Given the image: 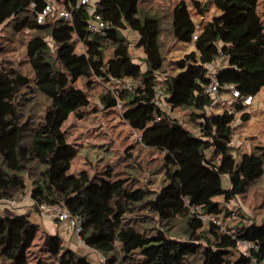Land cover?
I'll return each mask as SVG.
<instances>
[{
  "label": "trees",
  "instance_id": "obj_1",
  "mask_svg": "<svg viewBox=\"0 0 264 264\" xmlns=\"http://www.w3.org/2000/svg\"><path fill=\"white\" fill-rule=\"evenodd\" d=\"M47 1L0 0V29L11 25L17 33L31 32L25 54L34 75L0 63V200L29 195L36 210L63 204L83 218L82 239L105 256L106 264H255L253 259H263L264 218L247 222L238 209L242 220L235 229L225 221L236 213L227 204L240 201L263 179L264 147L240 154L233 145L234 123L237 114L242 123L250 121L246 106L239 103L232 111L222 108L210 115L213 99L205 94V66L220 60L221 84H236L242 95L254 98L264 88L261 0H211L215 13L198 33L185 0L174 6L169 28L158 14L142 13L143 0H95V12L110 24L107 36L89 31L84 8L73 10L72 21L59 17L57 6L70 10L76 0H54L45 23L39 24L37 16ZM192 6L201 17L209 9V3L202 6L198 0ZM127 30L139 36L133 48ZM164 35L193 42L196 50L167 63ZM133 50L145 64L144 73L133 61ZM110 78L132 80L135 86L109 88ZM80 80L105 90L100 96L105 108L121 104L142 146L164 154L163 161L173 165L166 186L147 190L111 165L101 174L71 171L79 154L64 126L72 115L82 119L90 106L88 92L76 86ZM158 86L167 95L173 121L152 105ZM182 110L191 111L184 118L187 125L178 117ZM187 203L220 216L226 229L204 223ZM243 240L257 245L252 257L240 252ZM0 264L89 262L59 234H41L28 215L7 212L0 216Z\"/></svg>",
  "mask_w": 264,
  "mask_h": 264
},
{
  "label": "rangeland",
  "instance_id": "obj_2",
  "mask_svg": "<svg viewBox=\"0 0 264 264\" xmlns=\"http://www.w3.org/2000/svg\"><path fill=\"white\" fill-rule=\"evenodd\" d=\"M180 1L143 0L141 10L143 14H158L163 19L165 28H169L173 8ZM185 1L192 9L198 33L207 25L215 13L211 0H198L202 6L209 3V9L204 17H201L193 8L192 0ZM260 10L264 15V0H261ZM30 37L31 32L27 29L19 33L11 25L0 29V63L6 64L8 68H16L33 78L32 69L25 54V46ZM162 41L167 63L172 60H180L186 54L196 50L193 42H175L172 38L165 35ZM137 50L139 51V49ZM77 51L79 53L84 51L82 45L78 46ZM107 55L109 56L110 52ZM141 68L142 73H144L146 68L144 63L141 64ZM86 83V80H80L76 86L88 92L90 106L82 111V119L72 115L64 126L70 142L77 147L79 154L73 162L71 171L78 172L82 169H87L92 175L101 174L107 165H111L114 166L115 172L120 174L121 177H129L130 182L136 180L135 183L138 186L147 190L158 191L166 186L174 171L173 165L163 161L164 154L162 155L155 150L142 146L140 133L132 129L123 118L122 105L114 108H105L100 101V96L105 90L100 86L87 87ZM190 112V110L178 112L181 124L185 123L184 118ZM245 112L250 114V121L242 123L240 114H237L234 123L237 128L234 131L235 139L233 142L239 147L238 152L240 154L245 151L250 152L256 146L264 147V88L255 98L254 105L246 107ZM192 130L199 133L197 129ZM238 152L235 153V156ZM135 165H139L142 168V173L137 170ZM224 183L225 185L228 184L226 177L224 178ZM28 187H31L30 182ZM235 201L236 203L232 202L233 204H231L229 209L236 210V213H234L230 221H226L227 224L231 225L230 228L235 229V225L242 220L236 215L238 214V209L241 211L240 213L247 216L245 217L247 222L251 219L260 223L262 217L264 218V177L256 184L251 185L246 195L240 198V201ZM28 215L32 221H37L35 209L30 211ZM41 234L45 233L41 231ZM37 240L40 244L42 243L39 241V235ZM63 240L67 244L68 240ZM75 251L83 255L80 245Z\"/></svg>",
  "mask_w": 264,
  "mask_h": 264
},
{
  "label": "built area",
  "instance_id": "obj_3",
  "mask_svg": "<svg viewBox=\"0 0 264 264\" xmlns=\"http://www.w3.org/2000/svg\"><path fill=\"white\" fill-rule=\"evenodd\" d=\"M53 1L54 0H48L44 10L38 14L37 22L39 24L43 25L47 16L53 10ZM94 5L95 0H76L75 6H73L70 10L64 9L60 6H57L56 10L59 17L67 21H72L74 12L73 10L84 8L89 14V31L94 34L107 36V31L110 29V24L106 22L100 14L95 12ZM27 30L29 29L27 28ZM106 40L109 42L110 38H106ZM133 61L137 65L142 64L140 59H133ZM222 67L223 65L221 60L219 62L208 63L205 66L209 78V83L205 87V94L213 99L212 105L208 108L209 114L215 115V113L212 114L213 108L215 106L225 107L228 110L230 109L229 111H232V107L239 103L246 107H252L255 102V98L253 96L242 95L236 84H221L219 82L218 73ZM97 80L100 81L101 79L97 78ZM108 85L109 87L111 86L112 88L121 91L132 90L135 86L132 80H121L117 78H110ZM152 105L155 109L160 110L161 113L166 115L170 120L173 121L176 119L171 105L167 102V95L161 86H158L156 89L155 96L152 100ZM119 106H121V104H119ZM159 119L160 117L157 120ZM22 201H31L32 205L35 206V202L30 198L29 195L24 196L22 200L19 201L3 199L0 200V216L5 215L7 212L15 213L16 209L20 206V204H22ZM187 205H189L191 214L201 219L204 223L212 222L221 226L222 230L226 229V225L223 223V220L220 216L207 213L202 206L190 205L188 203ZM37 211L40 216H50L54 218L60 227H63L64 235L68 236L67 240L73 238V240L77 242L78 246L80 245L82 247L83 256L87 257L89 264H106V258L102 253L87 246L84 243L82 239L84 220L81 216L72 214L63 204H55L50 206L42 205ZM239 249L243 255L252 257L251 253L253 250H257V245L253 242L243 240L239 242ZM253 261L255 264H264V257L261 260L253 259Z\"/></svg>",
  "mask_w": 264,
  "mask_h": 264
},
{
  "label": "crops",
  "instance_id": "obj_4",
  "mask_svg": "<svg viewBox=\"0 0 264 264\" xmlns=\"http://www.w3.org/2000/svg\"><path fill=\"white\" fill-rule=\"evenodd\" d=\"M136 32H133V31H130V30H127L125 31V34H127L131 40V48H133V46L137 43L138 39H139V36L138 34L136 35L135 34ZM196 36V35H195ZM135 41V42H134ZM83 47V45H82ZM84 48V47H83ZM134 54H133V59H137L139 60V53H137L135 50L132 51ZM82 53V52H81ZM142 61V60H141ZM222 62V61H221ZM141 63H144L143 61ZM216 107H220V110H216ZM222 108H225V107H222V106H215L213 108V112L212 114L219 112L222 110ZM248 108V107H247ZM207 112L209 113V110H207ZM191 130V129H190ZM192 132L195 134V135H199V133H196L192 130ZM235 145V144H233ZM237 146V145H235ZM31 189V187L29 188ZM27 196V195H25ZM24 197V196H23ZM22 197V198H23ZM31 198V196H30ZM22 200V199H21ZM19 201V200H18ZM232 202L236 203V201H231L230 203L227 204L228 208H230L231 204H233ZM33 209L36 210V208L32 205V202L31 201H25L23 202L22 204H20V206L16 209V214H19V215H28L30 213V211H32ZM231 211L233 212L234 210L231 209ZM29 216V215H28ZM234 216V213H232V216H229L226 221H230L231 217ZM36 217H37V221L35 222L37 225H39L40 227V230L42 232H45L46 234H49V235H57L59 234L63 239H67L68 236L67 235H64V231H63V227L56 222V220L50 216H40V214L38 213V211L36 210ZM225 221V222H226ZM34 222V221H33ZM66 244V243H65ZM67 247L73 251H75L76 248H78V244L75 240H73V238L71 239H68V242H67ZM83 251V250H82Z\"/></svg>",
  "mask_w": 264,
  "mask_h": 264
}]
</instances>
